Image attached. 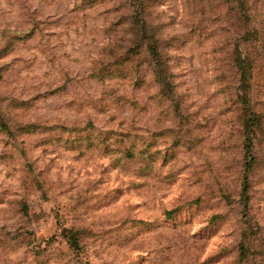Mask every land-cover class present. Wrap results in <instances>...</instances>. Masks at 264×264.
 Listing matches in <instances>:
<instances>
[{
  "label": "rangeland",
  "instance_id": "1",
  "mask_svg": "<svg viewBox=\"0 0 264 264\" xmlns=\"http://www.w3.org/2000/svg\"><path fill=\"white\" fill-rule=\"evenodd\" d=\"M246 5L0 0V264H264V0Z\"/></svg>",
  "mask_w": 264,
  "mask_h": 264
},
{
  "label": "trees",
  "instance_id": "2",
  "mask_svg": "<svg viewBox=\"0 0 264 264\" xmlns=\"http://www.w3.org/2000/svg\"><path fill=\"white\" fill-rule=\"evenodd\" d=\"M226 1L234 4L236 14L238 15L239 18H241L244 21L249 20V12H248V7L246 5L247 0L246 1L245 0H226ZM140 26H141L140 28H137V34H142V31H144L143 26L142 25ZM253 31L254 30H252V32ZM148 50H149V53L153 56V59H154L153 67L156 66L155 70L157 71V76L161 78L160 76L161 75L160 73L162 71L161 65H160L161 60L159 61V56H158L156 47L154 45L150 46ZM233 52L236 55L234 61H235V67L238 71V77H239L238 78L239 102L242 105L243 110L246 109L247 112L250 110V113L248 114L247 118L244 120V126L246 129L245 141L247 142L246 147L248 146L250 147L254 140L256 128L260 125L259 123L261 120L260 115L255 113L254 110H251L253 109V106L250 104V100H249L250 79H251V74H252L251 71L253 68V64L251 63L250 65V63L246 61V59L241 55L242 52L239 50L238 47L235 46ZM247 102H249V104H247ZM248 168H249V165H248ZM246 174L247 173L245 172L243 176V182H242V197L244 198L247 197V187H249L248 176ZM244 251H245V248H244ZM242 254L246 255L243 252Z\"/></svg>",
  "mask_w": 264,
  "mask_h": 264
}]
</instances>
